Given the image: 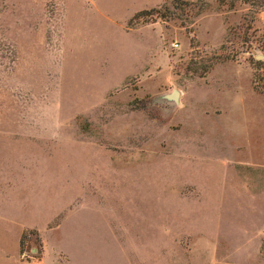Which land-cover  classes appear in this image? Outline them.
<instances>
[{
	"label": "rangeland",
	"instance_id": "374dc122",
	"mask_svg": "<svg viewBox=\"0 0 264 264\" xmlns=\"http://www.w3.org/2000/svg\"><path fill=\"white\" fill-rule=\"evenodd\" d=\"M0 264H264V0H0Z\"/></svg>",
	"mask_w": 264,
	"mask_h": 264
},
{
	"label": "water",
	"instance_id": "95a60500",
	"mask_svg": "<svg viewBox=\"0 0 264 264\" xmlns=\"http://www.w3.org/2000/svg\"><path fill=\"white\" fill-rule=\"evenodd\" d=\"M177 97L178 91L176 89H171L166 93L160 94L158 97H156V100L160 102H167L170 105H175L177 103Z\"/></svg>",
	"mask_w": 264,
	"mask_h": 264
},
{
	"label": "trees",
	"instance_id": "16d2710c",
	"mask_svg": "<svg viewBox=\"0 0 264 264\" xmlns=\"http://www.w3.org/2000/svg\"><path fill=\"white\" fill-rule=\"evenodd\" d=\"M240 1L243 2V3H249V2H251L252 0H240ZM143 12H144V11L136 12V13L134 14V16H141V15L143 14Z\"/></svg>",
	"mask_w": 264,
	"mask_h": 264
},
{
	"label": "built area",
	"instance_id": "2783aa9c",
	"mask_svg": "<svg viewBox=\"0 0 264 264\" xmlns=\"http://www.w3.org/2000/svg\"><path fill=\"white\" fill-rule=\"evenodd\" d=\"M171 47L175 48V47H177V44L176 43H171Z\"/></svg>",
	"mask_w": 264,
	"mask_h": 264
}]
</instances>
